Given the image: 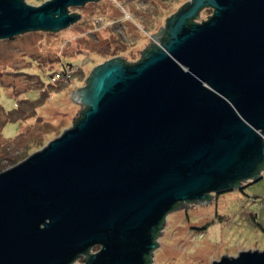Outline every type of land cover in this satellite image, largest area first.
Masks as SVG:
<instances>
[{"label":"water","instance_id":"obj_1","mask_svg":"<svg viewBox=\"0 0 264 264\" xmlns=\"http://www.w3.org/2000/svg\"><path fill=\"white\" fill-rule=\"evenodd\" d=\"M97 1L0 0V39ZM151 35L137 61L95 65L72 126L0 171V264H150L169 211L261 178L264 0H186ZM211 264H264V248Z\"/></svg>","mask_w":264,"mask_h":264},{"label":"rangeland","instance_id":"obj_2","mask_svg":"<svg viewBox=\"0 0 264 264\" xmlns=\"http://www.w3.org/2000/svg\"><path fill=\"white\" fill-rule=\"evenodd\" d=\"M25 1L39 5L45 0ZM185 1L87 2L70 7L80 18L60 30L27 31L0 39V105L5 110L12 109L17 100L38 98L39 90L48 86L44 84L53 83L51 68L57 71L67 62L80 67L71 80L59 82L62 87L49 93L34 116L5 123L0 131V171L71 127L83 108L72 99L71 91L84 86L92 68L107 59L120 55L126 61H137L139 50L151 42V34ZM211 13V7H204L195 21L201 22ZM161 230L150 264H211L222 254L235 256L243 250L263 249L264 169L260 179L244 182L242 189L213 194L207 203L172 209ZM99 248L95 245L91 252ZM83 262L79 257L72 264Z\"/></svg>","mask_w":264,"mask_h":264},{"label":"trees","instance_id":"obj_3","mask_svg":"<svg viewBox=\"0 0 264 264\" xmlns=\"http://www.w3.org/2000/svg\"><path fill=\"white\" fill-rule=\"evenodd\" d=\"M62 68L59 70L55 71L53 68H51L50 71V76H51V81L53 83H48L44 84L43 82H40L42 85H48L46 88H41L39 90V97L34 99V100H17L15 103V106L12 109L5 110L1 105H0V131L2 127L7 123L8 121H14V120H19V119H25L27 117L34 116L36 113V108L41 105L49 93L53 90H59L62 86L59 85V82H67L71 80V77H74L75 73L77 72L79 65L73 64L72 62H67L66 67L65 64H61ZM58 72V73H56ZM25 73V72H24ZM29 76H33L34 74L27 73ZM55 74V75H54ZM40 81V80H39ZM39 83V84H40ZM83 111V109L80 111V113ZM79 113V115H80ZM79 115L75 118L78 119ZM40 116H37V119ZM15 137H20V134H18ZM242 189V188H241Z\"/></svg>","mask_w":264,"mask_h":264},{"label":"flooded vegetation","instance_id":"obj_4","mask_svg":"<svg viewBox=\"0 0 264 264\" xmlns=\"http://www.w3.org/2000/svg\"><path fill=\"white\" fill-rule=\"evenodd\" d=\"M219 193H213V194H215V196H217ZM211 198H212V195L211 196L209 195L208 199H211ZM194 203H197V202L196 201L185 202L184 205H192Z\"/></svg>","mask_w":264,"mask_h":264}]
</instances>
